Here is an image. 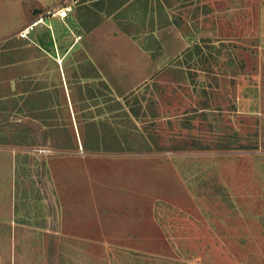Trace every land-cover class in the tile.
Wrapping results in <instances>:
<instances>
[{
	"label": "rangeland",
	"instance_id": "obj_1",
	"mask_svg": "<svg viewBox=\"0 0 264 264\" xmlns=\"http://www.w3.org/2000/svg\"><path fill=\"white\" fill-rule=\"evenodd\" d=\"M261 4L0 0V264H264Z\"/></svg>",
	"mask_w": 264,
	"mask_h": 264
},
{
	"label": "crops",
	"instance_id": "obj_2",
	"mask_svg": "<svg viewBox=\"0 0 264 264\" xmlns=\"http://www.w3.org/2000/svg\"><path fill=\"white\" fill-rule=\"evenodd\" d=\"M217 7H218V3H217ZM216 13L220 14V12H218V9H217ZM34 14H35V11H34ZM248 29H247L248 33L256 31L257 34L264 41V4H261L260 7H259V10H258V22H257L256 27H253L251 25V26L248 27ZM90 31L91 32L87 36V38H89L91 43H92V45L90 46V50H89L90 60L98 68L99 74L101 75L102 79L106 82V84L111 88V90L118 97H124L125 95H128V93H131L139 85H142L147 80H149L152 76H154V75L159 73V71H160V63L161 62L165 63L166 61H170L171 60L170 57H163V59L161 61H157V60L153 59L152 57H150L149 55H147L145 52H143V50L142 51H137L139 58H141V59H147L148 58V59H150V61L154 62V64L156 66H155V68L153 70L148 71L146 74H143V73H142L143 75L140 74L138 76V78H137L138 81H134L129 86V88L125 89L124 91L122 90L121 92H118V89L115 86H113V84L111 83V79L108 77L107 72H106V68H105L106 65H104V64L105 63L106 64L111 63L112 61H114L115 63H117V62L118 63H122L123 60H122L121 56H122V52L123 51L120 48H118L119 52L116 51L117 54H113V59L109 58L111 61L108 60V59H101V57L97 54L96 50L94 49L93 41L96 42L95 39H97V37H102V38H108L109 37L110 38L111 35L112 36H116L117 38H123V37L120 36L121 31L119 30L117 25L112 20H104L103 22L98 23L97 27L91 29ZM159 39H161V37H159ZM123 41H127V40L123 39ZM161 42H163V41H161ZM112 64H113V62L111 64H109V65H112Z\"/></svg>",
	"mask_w": 264,
	"mask_h": 264
},
{
	"label": "built area",
	"instance_id": "obj_3",
	"mask_svg": "<svg viewBox=\"0 0 264 264\" xmlns=\"http://www.w3.org/2000/svg\"><path fill=\"white\" fill-rule=\"evenodd\" d=\"M72 10L71 5H63L62 7L58 9H48L44 11L45 17H58L60 19H64L67 17L68 13ZM40 13V10H37ZM37 13V12H36ZM44 23V17L38 19L35 21L32 25L27 27V31L30 29H33L36 24Z\"/></svg>",
	"mask_w": 264,
	"mask_h": 264
},
{
	"label": "trees",
	"instance_id": "obj_4",
	"mask_svg": "<svg viewBox=\"0 0 264 264\" xmlns=\"http://www.w3.org/2000/svg\"><path fill=\"white\" fill-rule=\"evenodd\" d=\"M1 103H2V101H1ZM4 103H5V101H4ZM4 103H3V104H4ZM1 110H2V108L0 109V111H1ZM3 111L8 112L9 110L6 109V108H4ZM84 146H85V148H89V145H87L86 143H84Z\"/></svg>",
	"mask_w": 264,
	"mask_h": 264
},
{
	"label": "water",
	"instance_id": "obj_5",
	"mask_svg": "<svg viewBox=\"0 0 264 264\" xmlns=\"http://www.w3.org/2000/svg\"><path fill=\"white\" fill-rule=\"evenodd\" d=\"M37 12V10L35 11V13Z\"/></svg>",
	"mask_w": 264,
	"mask_h": 264
},
{
	"label": "bare ground",
	"instance_id": "obj_6",
	"mask_svg": "<svg viewBox=\"0 0 264 264\" xmlns=\"http://www.w3.org/2000/svg\"><path fill=\"white\" fill-rule=\"evenodd\" d=\"M36 25H38V24H36Z\"/></svg>",
	"mask_w": 264,
	"mask_h": 264
}]
</instances>
